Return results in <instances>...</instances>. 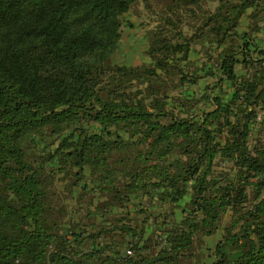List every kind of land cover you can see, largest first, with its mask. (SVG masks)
I'll list each match as a JSON object with an SVG mask.
<instances>
[{
	"label": "trees",
	"instance_id": "1",
	"mask_svg": "<svg viewBox=\"0 0 264 264\" xmlns=\"http://www.w3.org/2000/svg\"><path fill=\"white\" fill-rule=\"evenodd\" d=\"M134 1L0 0V264H191L183 260L193 252L194 237L204 229L213 234L226 209L234 222L215 247L214 264H264V152L254 156L246 147L253 114L241 110L244 123L232 121L233 109L219 97L211 99L212 111L193 116L184 109L179 117L167 103L192 75H184L180 64L196 39L211 46L207 75L235 88V106L254 98L258 80L237 82L236 67L264 66V50L256 51L246 33L236 30L248 10L252 17L264 11V0H208L217 5L205 11L203 28L189 36L180 31L175 43L153 33L148 66L111 65L120 16ZM169 3L172 10L196 6L185 9L192 17L201 10L199 0ZM199 80L188 78L194 85ZM91 125L100 133H89ZM138 146L145 150L136 156ZM115 152H122L117 165L161 160L162 170L153 177L157 183L150 186L158 189L161 205L185 198L186 226L167 237L155 255H141L136 244L130 247L134 256L127 251L122 257L120 245L108 256L91 249L71 255L69 240L81 239L55 234L48 168L68 166L74 181L65 189H70L85 167L107 170ZM218 152L236 163L233 179L223 183L209 179ZM106 186L122 197L112 183ZM248 191L254 193L251 200ZM190 212L200 215L189 221ZM119 230L134 233L128 225Z\"/></svg>",
	"mask_w": 264,
	"mask_h": 264
},
{
	"label": "rangeland",
	"instance_id": "2",
	"mask_svg": "<svg viewBox=\"0 0 264 264\" xmlns=\"http://www.w3.org/2000/svg\"><path fill=\"white\" fill-rule=\"evenodd\" d=\"M216 5L208 0H199L198 6L201 10H198L196 17H192L185 9H198L196 6L183 5L172 10L169 0L134 1L128 11L120 16V36L110 57V64L127 67L148 66L151 59L147 53L153 33L162 34L163 37L173 40V43L180 41L179 32L189 36L199 27L203 28L205 11ZM252 13V10L245 13L239 21L236 33H246L251 47L254 46L256 51L264 50V11H258L255 17L251 16ZM231 41L233 46L238 43L235 37L231 38ZM212 55L213 51L206 40L196 39L191 43L189 53L180 66L184 75H192L187 77L186 82L181 83L176 91L169 94L168 106L173 107L179 117L185 116L184 109L193 116L198 112L212 111L214 106L211 99L219 97L233 109L230 116L232 121L241 120L244 123V114L240 111L250 112L253 117L247 122L246 147L252 155L258 156L264 152V66L236 67L239 77L237 82H240L241 78L247 82L258 80L254 98L239 102L240 108L232 102L235 88L230 87L228 82L217 85L215 76L207 75ZM252 57H257L255 52ZM239 58L243 59L242 54ZM196 76L200 78L196 85L188 82V78ZM173 79L176 81L178 76ZM89 133L99 134L100 128L91 125ZM216 142L222 143V137H217ZM55 145L56 142L50 149L53 150ZM143 150V146H138L134 149L135 155L138 156ZM119 153L122 152H115L108 160L107 170L99 171L97 167H85L82 178L70 189H65L74 181L68 166L56 164L48 168L52 171V179L46 176V192L53 213L50 221L58 223L55 234L64 239H73L72 235L78 234L81 239L69 240L67 247L71 255H80L91 249L108 256L111 254L110 248L123 245L118 248L119 254L124 257L128 255L127 251H131L130 256H134L136 253L131 250V244L141 248V255H155L167 237H173L186 226L183 224L186 222V214L183 213L185 198L172 206L161 205L155 199L158 189L150 186L157 183L153 177L154 173L162 170L161 160L154 156L149 162L140 158L135 164L126 162V165H117L115 160ZM124 156L126 158L128 155ZM132 157L133 155H130V159ZM235 164L233 159L218 152L214 157L209 179L213 178L220 183L232 180L236 172ZM131 173L136 177L134 180L130 177ZM108 181L121 192V198L113 191L106 190ZM149 191L152 192L151 197H148ZM247 194L250 200L254 197L252 191ZM198 215L200 213L195 215L190 212L189 221ZM233 222L234 213L226 209L213 234L207 236L204 229L194 237L193 252L186 255L183 261L191 264H214L215 247L222 241L225 229ZM124 225L132 227L134 233L124 234L120 231V227Z\"/></svg>",
	"mask_w": 264,
	"mask_h": 264
}]
</instances>
